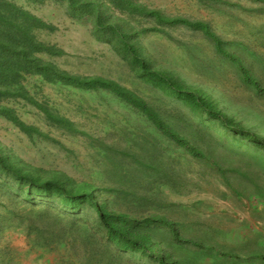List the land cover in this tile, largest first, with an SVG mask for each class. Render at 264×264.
Instances as JSON below:
<instances>
[{
    "label": "rangeland",
    "instance_id": "374dc122",
    "mask_svg": "<svg viewBox=\"0 0 264 264\" xmlns=\"http://www.w3.org/2000/svg\"><path fill=\"white\" fill-rule=\"evenodd\" d=\"M9 1L52 26L34 31L39 41L59 49L58 56L43 59L126 87L196 152L108 89L86 90L39 75H25L20 84L37 104L16 96L2 100L21 124L0 115V142L33 167L89 184L110 208L135 217H166L180 237L202 243L176 241L162 226L148 229L172 252L175 264H264V197L257 190V185L264 189V165L257 144L203 105L149 80L111 38L97 33L91 15L67 0ZM134 1L208 24L218 43L241 58L261 91L243 80L203 32L182 22L128 17L153 68L224 103L221 109L230 118L264 136V0ZM220 91L232 99L231 107L220 100ZM19 181L0 173V264H157L142 249L119 248L108 240L86 202L69 217L71 201ZM33 202L38 207L31 208Z\"/></svg>",
    "mask_w": 264,
    "mask_h": 264
},
{
    "label": "trees",
    "instance_id": "16d2710c",
    "mask_svg": "<svg viewBox=\"0 0 264 264\" xmlns=\"http://www.w3.org/2000/svg\"><path fill=\"white\" fill-rule=\"evenodd\" d=\"M67 2L71 8L77 9L81 14L91 15L97 33L111 38L113 46L124 57H130L134 65L138 67L139 72L146 75L153 83L160 86H168L171 92L173 91L177 95L184 96L192 105H203L208 114L221 119L231 129L241 133L245 132L247 137L257 144V150L260 152L259 159L264 165V136L247 130L244 123L237 121L234 117L230 118L221 109L224 103L217 104L212 99L213 97L194 90L166 71L153 68L151 62L144 55L142 45H139L136 38V25L128 17L141 15L155 19L159 23L170 25L182 22L184 26L203 32L208 38L211 37L214 40L217 52L237 66L236 69L240 70L239 72L243 80L254 90L258 89L261 91L262 85L250 73L241 58L225 50L218 43L219 39L217 35L209 29L208 24L201 21H190L185 18L167 16L160 10L150 9L146 5L134 0H67ZM112 10L118 11V15L113 16ZM50 28H52L51 25L22 7L9 0H0V115L6 116L17 124H21L14 110L3 105L2 100L6 97L16 96L36 103L34 99L29 97L20 84L21 79L25 75H39L49 82L60 81L63 84L86 90L108 89L128 103L139 107L162 133L168 134L180 144L185 145L190 151L196 152V148L188 140L170 128L144 100L140 99L126 87L101 76L70 73L59 68L55 63L43 59L41 55L58 56L59 49L55 45L39 41L34 31L36 29ZM220 92V100L227 102L228 106L231 107L232 99L228 98L227 93ZM46 112L50 118L59 123L60 119L58 116L53 115L50 111L46 110ZM23 128L27 132L32 130L31 127ZM0 170V173L20 180L19 184L31 187L37 193H50L63 200L71 201L72 214H69V217L76 216L75 211L86 202L89 208L87 210L89 212L93 211L92 216H94L96 225L98 224L106 232L108 240H112L119 248L142 249L157 264H175L176 261L172 257V252H169L162 242H159L148 230L156 225L168 228L171 232V238L176 241L203 246L202 243L180 237L174 222L168 218L135 217L129 213L114 210L110 208L108 202L100 201V194H98L99 196L96 195L97 191L89 184L76 183L73 179L59 171L42 170L33 167L16 157L1 142ZM260 188L261 186L257 185L258 193L264 197V189L260 190ZM31 191L29 190L26 194H31ZM30 207L34 208L38 206L33 202ZM43 208L45 210L48 209L46 207ZM44 209L40 210L45 211ZM45 213L41 212L42 215H45ZM69 219L71 220V218ZM71 221L73 223V220ZM143 227L146 228L144 229ZM72 232L74 233V230Z\"/></svg>",
    "mask_w": 264,
    "mask_h": 264
}]
</instances>
